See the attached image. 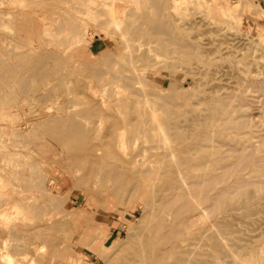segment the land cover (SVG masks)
Wrapping results in <instances>:
<instances>
[{
	"label": "rangeland",
	"instance_id": "rangeland-1",
	"mask_svg": "<svg viewBox=\"0 0 264 264\" xmlns=\"http://www.w3.org/2000/svg\"><path fill=\"white\" fill-rule=\"evenodd\" d=\"M95 1L0 0V56L6 62L34 56L39 70L22 73L28 77L27 92L14 80L0 83V264H137L119 257L140 232L137 224L150 227L159 204L157 184L149 185L147 194L134 193L131 183L127 187L104 173L118 166L135 180L136 171L144 173L150 164L164 168L166 152H174L172 159L198 157L199 145L177 148V128L192 135L186 143L218 150L226 163L236 161L249 144L264 155V84L254 82L264 80V0H176L177 8L175 0ZM92 6L93 18L87 14ZM112 14L121 17L120 30L110 26ZM143 15L175 26L173 37L146 24ZM83 18L90 32L79 41L75 27ZM108 25L111 35L105 32ZM4 64L0 59V67ZM227 98L233 99L228 113L212 114L211 103ZM64 117L80 119L90 128L88 134L57 137V123ZM173 117L177 124L171 125ZM243 121L247 124L239 129ZM106 150L121 160L103 158ZM161 157L164 162L151 163ZM123 159L132 165L124 166ZM253 164L239 166L231 174L236 176L218 185L236 178L257 184L251 209L238 201L204 217L218 236L214 248L200 247L213 252V264L264 262V159L258 163L259 177L251 175ZM32 177L39 183L34 185ZM66 191L68 201L60 197L66 202L52 207L51 201ZM235 240L248 245L233 261L222 250H235Z\"/></svg>",
	"mask_w": 264,
	"mask_h": 264
},
{
	"label": "bare ground",
	"instance_id": "bare-ground-1",
	"mask_svg": "<svg viewBox=\"0 0 264 264\" xmlns=\"http://www.w3.org/2000/svg\"><path fill=\"white\" fill-rule=\"evenodd\" d=\"M97 1H95V2L97 3ZM77 2H79V1H77ZM133 2L137 3V5H138L140 0H133ZM157 2L159 3V1H157ZM153 4L155 5V3L152 2V6H153ZM108 5H109V3H108ZM152 6H150V7H152ZM173 6H174V8H177L176 0L174 2ZM89 8L91 10H88L87 14L91 18H93L95 14L93 15L94 11L92 13V10H93L92 8H94V6L89 7ZM234 8L235 7H230V8H228V10L233 12V10L234 11L236 10ZM135 9H137V8L135 7ZM157 11H159V10H157ZM172 13H173V10H172ZM262 13H263V11H262ZM174 15H176V14L174 13ZM112 17H113V14H112ZM114 17L112 20L109 18L111 20L109 24H110V26L112 25V27H114L116 30H120V28L123 24L121 17L120 18H114ZM143 20L146 22V24H149L151 27L155 28L156 31H158V32L166 31L170 36L173 37V29L175 28V26H174V28H171V26L164 27L163 22L152 20V17H150L148 15H143ZM263 21H264V17H263ZM262 23H264V22H262ZM137 25H139V24H137ZM110 26L108 25V27L106 26L107 28L105 27L106 28L105 32L107 34H110V30H109ZM75 31H76L75 34L78 37L79 41H84L85 39H87V35L90 32L88 29V21L83 18V20L78 25H76ZM132 32H133V29H132ZM177 33L179 34V32H177ZM93 34H92V36H93ZM92 36H90V39H92L91 38ZM172 39H176V38L174 37ZM126 41H128V40H126ZM129 42H130V40H129ZM9 51L7 52V54L9 53ZM12 52H14V51H12ZM10 54L11 53H9L8 55H10ZM0 55H2V53ZM40 57H42V56H40ZM31 58H35V57L30 56V55H24V56L21 55L19 61L12 62L10 60L11 62H6L8 59L6 61H4L6 58L3 59V57L0 56L1 61L3 60V63H5L2 67H0V83H3L2 85H4V83H8L11 80H14L18 84V86L20 84H23L24 88L26 89V90H24V88H23V91L27 92L28 87H30V86H28L29 84L27 83L28 77L23 76L22 73L23 72L27 73V71L33 73V71L38 70L37 63L34 62V59H31ZM74 68H76V67L74 66ZM35 73H37V72H35ZM112 73H114V72H112ZM116 75H115V77H116ZM121 75H122V73H121ZM131 78H133V77H131ZM30 79L31 78H29V80ZM62 79L63 78H61V80ZM261 80H256L254 82L259 84V86L261 87L264 84V80H262V81ZM32 81L34 82V80H32ZM140 81H141V79H140ZM11 83H13V82H11ZM32 85H33V83H32ZM8 88L12 89L11 87H8ZM14 88L15 87L13 86V90H14ZM20 88H22V86ZM72 88H70V89H72ZM103 88L105 89V87H103ZM0 89H1V87H0ZM108 89H106V90H108ZM241 89H242V87H241ZM33 90H34L33 92H35L36 89L33 88ZM11 92L13 93V91H11ZM68 92H67V94H68ZM5 93H6L5 95H7V92H5ZM108 93H109V91H108ZM121 93H122V91H121ZM179 93H182V92H179ZM9 95H10V97L12 96V94H9ZM14 95H15V93H13V96ZM27 97H29V95ZM239 97L241 98V103H244L245 98L242 95H240ZM3 99L1 98L0 101L2 102ZM13 99H14V97H13ZM73 102L74 101H72V105H73ZM232 103H233L232 98H227V99H224L222 101L221 100L214 101L211 103V112H212V114H215L217 116H220V115L225 116L228 113L229 106ZM167 105H168V103H167ZM179 105H177V106H179ZM72 107H75V106H72ZM230 109L232 110V108H230ZM69 113H70V111H69ZM91 113H92V110H91ZM85 118H86V116H85ZM174 118L175 117L168 120V123L171 125L173 123L177 124V120ZM59 123L60 124L57 123V126H56L57 132L55 133L57 135V137H59L60 136L59 134H61V133L70 135L71 137H75V138L76 137H83V136L88 134V130L90 129V128H88V130H87L85 128L83 122L80 119H78L77 117H64L63 119H61L59 121ZM245 124H247V122L246 123H245V121L240 122L237 125V127H239V129L243 128V126ZM251 127H253V126H251ZM245 132H246V130H245ZM109 136H111V135H109ZM200 137H201V135H200ZM206 137L208 139L210 137V134H209V136H206ZM212 137H214V136H212ZM263 137H264V135H263ZM188 138H192V135L183 134V132L179 131V128H177L176 139L174 138L175 141L177 142V148L180 149L182 147L183 149H190V150L192 149L193 150V148H195L199 145L200 151L199 152L197 151V152L200 153V155L198 157H192V156H189L188 154H184V155L179 154L172 159V156H174V152H172V151L166 152V153H164V156L169 158L168 159L169 161H167L165 163L164 168H163V166H162V168L155 167V166L151 167L152 164H150L147 166L146 169L143 170L144 173H139L141 171H138V172L136 171V176L138 178L135 180H132L133 178L129 177V175H127L125 172H123L122 169L119 168L118 166L117 167L112 166V167H109L105 170L104 174L112 175V177L115 178L117 180V182L121 183L122 185H126V186L128 185L129 186L131 183L130 188L132 191H134V193L141 192L143 194H147L148 189H149V185H151L153 182H156V184H157L155 186V188H157V191H158L157 194L159 196V198H158L159 204L157 207H155V209L152 210V212H153L152 213V219H151L152 223L148 224V225H150V227L148 229H145V227H143V223L137 224V227L140 229V232L136 233L135 235H133L130 238L131 239L130 242H132V243H131V247H130L129 251H127L126 253L124 252V254L119 257V258H124L125 262H132V263H137V264H213V262H214L213 257H212L213 252L210 250L201 252L200 247H202L205 244H207L210 247H213V246L215 247L216 244L214 245V243L212 241H215V239L218 236H217V234H215L216 232L214 233L215 230L212 229L213 232H211L209 230V225L206 224L204 217L208 216L210 214H213L216 211L218 212V210H223L228 206H232L238 201L243 202V204L246 206L247 210L251 209L248 202L251 201L255 197V193L258 190L257 184H253L251 181L246 180L244 178H236L235 183L229 184L228 186L218 187V185L221 182H223V183L225 182V184H226V182L230 180L229 179L230 176L235 175V174H233V175H231V174L235 173L237 171V168H239V166H242L241 168H239V170H240L242 168L244 169V167H246L247 165H250L252 163H254L256 165V168L253 170V174H251V175H253L254 178L259 177L261 175V170L259 168L258 163L260 160L262 161V159H264L263 158L264 155L263 156H262V154L258 155L257 149L253 145L249 144L248 145L249 150L242 152L238 157H236L237 158L236 161H234L233 163H229V162L226 163V162H224L225 161L224 156L221 155L218 150L206 149L205 148L206 145H204V147H203L201 145V143L197 144L196 141L193 143H186L185 140H187ZM258 138H260V137H258ZM261 139H264V138H261ZM248 141H246V142H248ZM226 145H228V144H226ZM258 149H260V148H258ZM216 154H218V155H216ZM106 157H107V159L114 157L117 160L118 159L121 160V157L113 150L104 151L103 158H106ZM71 161H73V160H71ZM153 161H155V162L157 161V162L162 163V162H164V159H162V157H161V159L155 158L151 161V163ZM123 162L125 163L124 166H127L129 164L132 165V163H133V161L131 159L130 160L129 159L128 160L123 159ZM218 167L220 168L219 171L217 170ZM12 171L15 174L13 169H12ZM15 171H18V170L15 169ZM249 171H251V170H249ZM249 174H248V178H249ZM107 175H104V176H107ZM34 177L36 178V176H34ZM34 177H32V178H34ZM27 178H28V180H30L29 177H27ZM35 178L33 179V181L35 180ZM37 180H38V178H37ZM258 180H259V178H258ZM260 180L263 181L261 178H260ZM36 181H34V183H33L34 185L39 183V182L36 183ZM252 181H254V180H252ZM31 183H32V181H31ZM250 184H253V185L250 186ZM67 193H68L67 195H63L64 197L63 196L57 197L56 195H52L53 197L56 196V199H55L56 203L54 201H51L53 203V206H52V204H51V206L54 207L55 206L54 204H57L56 206L58 207V206L62 205L63 203H65L66 201H68L67 196L69 195V192H67ZM90 193H92V192H90ZM95 194H94L95 197H97L99 195L97 193H95ZM48 196L51 197L50 194ZM65 196L67 198H65ZM60 197L65 198L66 201L64 199L63 200L65 202L62 201L61 200L62 198L60 199ZM99 197L100 196H98L96 198V200ZM52 199L54 200V198H52ZM245 206H243V207H245ZM16 208H17V212L22 210V208L18 205L16 206ZM236 208H238V207H236ZM247 210H245V211H247ZM74 211H77V210H74ZM225 216H226V214H225ZM228 221L230 222L229 219H228ZM228 221H226V219L224 221H222V224H224L225 229H228L231 226V224L229 226ZM210 225L213 226L214 225L213 222L210 223ZM220 228H222V226ZM239 237H238L239 239H243V237L242 238H241V236H239ZM227 243H229V242H227ZM232 244L234 245L233 248H235V250H232V252H229V250H226V248H225L222 250V252L226 256L233 257L232 260L236 261V260H238L240 253H242V249L244 247H247L248 243L236 241L235 243H232ZM229 245H231V244H229ZM105 246H107V247H105V249H109V247H110L108 245H105ZM102 249H104L103 246H102ZM100 254L102 255L101 252H100ZM1 255L2 256L5 255L4 257H6L7 255L9 256L10 254L9 253H6V254L2 253ZM201 255H204L206 257H204V259L201 260V257H200ZM239 261H237V263ZM241 262H242V260L239 262V264ZM8 264H11V261H10V263L8 261ZM114 264H118V261H116ZM242 264H246V263L244 262ZM261 264H264V262Z\"/></svg>",
	"mask_w": 264,
	"mask_h": 264
}]
</instances>
